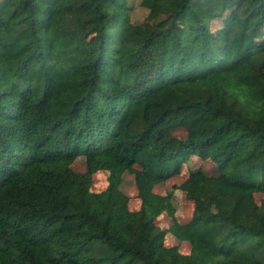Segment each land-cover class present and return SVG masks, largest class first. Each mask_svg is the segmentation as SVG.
<instances>
[{"label":"trees","instance_id":"trees-1","mask_svg":"<svg viewBox=\"0 0 264 264\" xmlns=\"http://www.w3.org/2000/svg\"><path fill=\"white\" fill-rule=\"evenodd\" d=\"M136 4L0 0V264H264V0ZM191 155L218 172H189L198 208L162 228L153 187Z\"/></svg>","mask_w":264,"mask_h":264},{"label":"rangeland","instance_id":"rangeland-1","mask_svg":"<svg viewBox=\"0 0 264 264\" xmlns=\"http://www.w3.org/2000/svg\"><path fill=\"white\" fill-rule=\"evenodd\" d=\"M130 1V16L134 22H139L145 17L147 10L139 7L136 4V0ZM220 23V20L218 21ZM217 22V23H218ZM214 26L217 27L218 24ZM173 133L177 136L183 137L185 130L177 128L173 130ZM74 170L82 171L85 168V158L78 157L72 163ZM202 170L206 174L215 175L218 172L216 164L211 160H201L196 155H191L185 159V162L181 165V170L178 174L159 182L154 185L153 190L160 194H170L171 202L174 207L173 215L167 212L160 214L156 218L157 224L162 228H168L173 220H177L180 223L188 222L191 219L192 213L197 210L198 206L195 202L188 199L183 190L179 188V184L187 177L191 171ZM139 167L133 165L126 169L122 174V180L120 183V189L129 196L128 206L131 210H137L140 206V200L137 197V189L135 185V175L138 172ZM108 171L99 170L93 174V182L91 190L101 191L107 185ZM255 198L258 203L264 204V194L261 192L255 193ZM164 243L167 246L176 245L178 250L182 253H188L191 249V245L188 241H180L174 235L166 232L164 237Z\"/></svg>","mask_w":264,"mask_h":264},{"label":"crops","instance_id":"crops-1","mask_svg":"<svg viewBox=\"0 0 264 264\" xmlns=\"http://www.w3.org/2000/svg\"><path fill=\"white\" fill-rule=\"evenodd\" d=\"M162 213H165V212H162ZM162 213H161V214H162ZM177 239H178V238H177ZM178 240H179V239H178ZM180 241H185V240H180Z\"/></svg>","mask_w":264,"mask_h":264}]
</instances>
